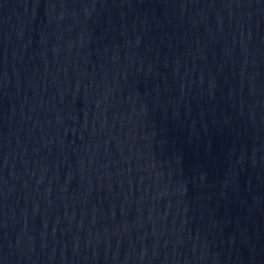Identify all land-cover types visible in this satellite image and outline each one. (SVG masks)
Here are the masks:
<instances>
[{
	"label": "water",
	"instance_id": "95a60500",
	"mask_svg": "<svg viewBox=\"0 0 264 264\" xmlns=\"http://www.w3.org/2000/svg\"><path fill=\"white\" fill-rule=\"evenodd\" d=\"M0 264H264V0H0Z\"/></svg>",
	"mask_w": 264,
	"mask_h": 264
}]
</instances>
